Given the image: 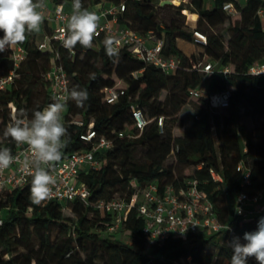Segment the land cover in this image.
Wrapping results in <instances>:
<instances>
[{
    "label": "trees",
    "instance_id": "trees-1",
    "mask_svg": "<svg viewBox=\"0 0 264 264\" xmlns=\"http://www.w3.org/2000/svg\"><path fill=\"white\" fill-rule=\"evenodd\" d=\"M54 1L73 4V0ZM99 1L81 3L91 10ZM161 1L105 3L125 5L119 24L151 41L163 39V54L180 58L179 66L169 73L135 57L129 46L119 49V59L114 62L106 55L103 41L109 36L104 34L94 38L92 48L77 45L71 52L60 42L40 49L37 32L22 44L26 59L16 68L9 86L0 89V147L10 148L12 154L21 147L3 136L18 109L26 110L31 118L34 110L53 102L51 83L45 76L55 63L69 74L70 90L79 85L89 92L83 108L71 99L67 102L63 123L68 135L62 158L93 149L101 136L112 140L113 146L96 151V157L103 160L101 168L86 167L79 174L91 190L87 203L76 199L35 205L29 199L31 180L0 193V210L6 211L0 225V264H231L229 242L239 237L245 243L244 233L257 230L264 212L237 214L235 205L240 192L252 196L264 191V78L249 73L251 65L264 60V22L259 14L260 9L264 11V0H187V5H161ZM228 3H233V10L224 8ZM164 8H177L180 16L181 10L189 9L197 26L190 29L175 16L163 24L159 10ZM225 23L227 42L215 30ZM195 31L205 34L207 43H197ZM178 39L197 43L203 50L199 56L188 55L178 47ZM204 57L213 64L210 93L230 87V106L226 113H216L217 108L202 96L199 99L206 97L208 107H198L186 122L180 114L190 104V92L206 80V73L198 67ZM226 66L234 68L225 72ZM13 69L12 49L0 53V78ZM106 87L124 93L108 103ZM135 108H141L150 120L142 132L132 116ZM256 115L263 118L249 128L243 119ZM159 117L164 118L163 132ZM90 131H95L97 138L83 139ZM139 147L144 148L141 158L137 157ZM169 156L174 160L166 163ZM240 163L243 166L238 169ZM212 169L222 180L213 178ZM191 180L212 202L223 229L172 233L162 241L151 240L144 233L146 219L135 205L121 225L128 235L123 241L109 232L113 215L95 206L99 200L117 196L130 201L151 182L157 183L162 193L167 186L176 192L186 189ZM65 208H71L74 215H65ZM248 264L257 262L253 258Z\"/></svg>",
    "mask_w": 264,
    "mask_h": 264
},
{
    "label": "built area",
    "instance_id": "built-area-1",
    "mask_svg": "<svg viewBox=\"0 0 264 264\" xmlns=\"http://www.w3.org/2000/svg\"><path fill=\"white\" fill-rule=\"evenodd\" d=\"M64 2H55L54 6L51 7L44 0L45 7L42 9L44 21H52L54 26L51 32L46 34L44 39L39 42L40 49H50L53 42L61 43V37L63 35L62 29L66 28L68 18L73 11V9H67ZM99 2H105V0H100ZM224 8L226 10H233L234 5L233 3H228ZM88 10L96 12L100 18H108L106 21H101L100 19L98 36L104 34L109 37H114L118 49L129 46L135 57L152 63L167 73L175 70L179 66L180 58L176 56H165L163 54V39L151 41L147 36L139 34L134 29L119 24L118 16L125 10L123 3L110 5L109 7L102 8L100 11ZM263 12V9L259 10L260 15ZM195 35L197 37V43H207L205 34L195 31ZM26 56L27 51L22 44H18L12 48L14 69L8 75L0 78V89H6L14 80L15 70L26 59ZM198 67L206 73V78L212 75L213 64L211 62H200ZM224 71H230V67L226 66ZM249 73L258 78H264V60L257 61L251 65ZM45 77L51 83L52 97L54 95L68 96L70 92V76L61 64H53ZM104 91L106 92V101L108 103H113L124 93L123 90H118L113 87H106ZM190 94L192 98L206 96L212 108H227L230 106L232 89L228 87L221 92L210 93L207 90L206 83L203 82L201 86L191 90ZM132 116L137 130L142 132L150 120L141 108L133 109ZM158 125L163 132V117H159ZM82 138L91 140L97 138V134L95 131H90L88 134H83ZM112 146V140L101 136L96 140L93 149L73 152L57 162L51 169V174L57 180L56 185L53 187V195L51 199L44 201L42 204L50 201L72 202L76 199L87 203L91 196V190L80 180L79 174L86 167L94 169L101 168L103 160L96 157V151H104ZM27 152V146L21 145L17 152L13 154L14 157L18 158L17 162L13 163L8 169L0 172V193L23 186L32 179L22 168V161ZM242 166V163H240L238 169H241ZM211 174L215 180H222L221 175L215 170L212 169ZM245 179L246 181L249 180V173L245 174ZM132 185H136L135 180H132ZM139 198L142 199L139 200ZM135 205H137L140 214L146 219L144 233L151 240L162 241L172 233H196L199 230L216 232L225 227L219 221L212 202L198 188L194 180L189 181L188 188L181 189L178 192L172 186H167L160 193L159 185L151 182L144 189L137 191L130 201L117 196L110 200L102 199L95 203L97 208H102L113 215L112 223L108 228L110 233H114L121 228L123 221L127 218L128 212ZM235 212L243 215H254L264 212V191H259L252 196L246 192H240L236 199ZM5 215L6 211L0 210V225L4 221Z\"/></svg>",
    "mask_w": 264,
    "mask_h": 264
},
{
    "label": "clouds",
    "instance_id": "clouds-1",
    "mask_svg": "<svg viewBox=\"0 0 264 264\" xmlns=\"http://www.w3.org/2000/svg\"><path fill=\"white\" fill-rule=\"evenodd\" d=\"M44 7V0H0V32L3 33L0 53L23 44L30 34L40 31L44 22ZM72 8L66 28L62 29V46L69 52L77 45L92 48L94 38L99 34L100 16L84 8L81 0H73ZM116 43L114 37H106L103 41L106 55L114 62L119 59ZM69 99L77 107L83 108L89 99V92L79 85L73 86L68 96L54 95L53 102L42 110H34L31 118H28L26 110L18 109L3 132L5 138L28 148L22 168L32 177L29 199L35 205L51 199L57 183L51 169L61 161L62 148L66 145L68 133L63 123V113ZM17 160L10 148L0 147V172ZM243 239L245 243H241L239 237L229 242L231 264H248L249 259L253 258L257 264H264V217L258 221L257 230L244 233Z\"/></svg>",
    "mask_w": 264,
    "mask_h": 264
},
{
    "label": "rangeland",
    "instance_id": "rangeland-1",
    "mask_svg": "<svg viewBox=\"0 0 264 264\" xmlns=\"http://www.w3.org/2000/svg\"><path fill=\"white\" fill-rule=\"evenodd\" d=\"M173 1H174V4L175 5H178V4H181V3L184 4V5H187V2H188L187 0H180L179 3H175V0H173ZM241 1L243 2L244 0H241ZM177 12H178V9L177 8H164V9H160L159 10V14H160V16L162 18L163 24L168 23L169 20H170V18L175 16L181 22H184V24L186 26H188V28H190V29H192V28H194V27L197 26V20L194 21V20L191 19L192 12L189 9L184 8L183 10H181V13H182L183 16L178 15ZM262 19H263V22H264V12L262 13ZM227 26H228V23H225L224 25H220V26H217L215 28V30L217 32H220L221 34L224 35L225 42H227V39H228ZM42 29L45 30L44 27H42ZM38 34H39V36H38L37 42H39V39H41V40L44 39L43 36H42V34H40V33H38ZM177 45L184 52H189V53L193 52L197 56L200 55V52H199V50H200L199 47L200 46L197 43H193L192 45H189L185 41H182L181 39H178ZM202 62L203 63H207L208 62V57H204L202 59ZM217 67H219V66L217 65ZM233 68H234L233 66H230V69L233 70ZM212 77L213 76L211 75L208 78H206V80H205L207 90H209L208 88L210 86ZM165 93L166 92L164 91L162 93V95H161L163 98L165 96ZM204 94L206 95V93H204ZM204 98L206 99V97H204ZM205 99L191 98L190 99V104L186 105L182 109L180 116L183 117V118H185V121L186 122H190L191 119H192V116L194 115L195 110L198 107H203V108H207L208 107L207 104H206ZM227 110H228V108H217V109L214 110V112L219 113V114H224V113L227 112ZM261 118H263V116L256 115V116H253V117L244 118L243 119V122L249 128H254L258 124V122L260 121ZM175 131H176V133H179L180 132L178 129L175 130ZM143 153H144V148L143 147H139L138 153H137V157L138 158H141L142 155H143ZM173 160H174V157L173 156H169L167 158L166 163H171ZM186 172H188V170H186ZM63 212L67 216H73L74 215L73 212H72V210H71V208H65L63 210ZM114 234H115V237L116 238H122L123 241H125V240L128 239V235L124 231H122L121 229H118V231L114 232Z\"/></svg>",
    "mask_w": 264,
    "mask_h": 264
},
{
    "label": "crops",
    "instance_id": "crops-1",
    "mask_svg": "<svg viewBox=\"0 0 264 264\" xmlns=\"http://www.w3.org/2000/svg\"><path fill=\"white\" fill-rule=\"evenodd\" d=\"M46 1H47V3H48L51 7H53L54 4H55V1H54V0H46ZM64 4H65V7H66L67 9H73V8H72V5H71L69 2H66V1H65ZM109 6H110V4H108V3H105V2H99V3L95 4V5H93L92 9H93V10H96V11H100L102 8H106V7H109ZM100 19H101V21H106V20H108V18H106V17H101ZM53 26H54V24H53L52 21H44L43 24L41 25V29H40V31L37 32V39H38V36H39L38 33L42 34V36H43V38H44V36H45L46 34H48V33L51 32ZM42 27H44L45 30H43ZM181 40H182V41H185V42H186L187 44H189V45H192V44H193L192 42H188V41H186V40H184V39H181ZM41 41H42V40L39 39V42H41ZM189 47H190V46H189ZM199 48H200L199 52H201L202 49H201V47H199ZM185 53L188 54V55L193 54V52H191V53H189V52H185Z\"/></svg>",
    "mask_w": 264,
    "mask_h": 264
},
{
    "label": "water",
    "instance_id": "water-1",
    "mask_svg": "<svg viewBox=\"0 0 264 264\" xmlns=\"http://www.w3.org/2000/svg\"><path fill=\"white\" fill-rule=\"evenodd\" d=\"M165 4H174V1L173 0H162L161 5H165Z\"/></svg>",
    "mask_w": 264,
    "mask_h": 264
},
{
    "label": "bare ground",
    "instance_id": "bare-ground-1",
    "mask_svg": "<svg viewBox=\"0 0 264 264\" xmlns=\"http://www.w3.org/2000/svg\"><path fill=\"white\" fill-rule=\"evenodd\" d=\"M180 2V0H175V3H179Z\"/></svg>",
    "mask_w": 264,
    "mask_h": 264
}]
</instances>
